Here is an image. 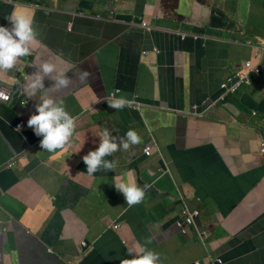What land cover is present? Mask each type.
<instances>
[{
  "label": "crops",
  "instance_id": "0c3cea01",
  "mask_svg": "<svg viewBox=\"0 0 264 264\" xmlns=\"http://www.w3.org/2000/svg\"><path fill=\"white\" fill-rule=\"evenodd\" d=\"M38 2L0 0V23L23 8L35 12L38 31L26 44L31 54L0 69V82L13 87L0 104V264H121L149 251L157 264H264V74L217 97L240 63L264 64L253 48L264 43L258 9L250 0ZM175 28L203 38L180 39ZM42 61L69 85L55 81L56 71L44 75ZM37 72L43 86L30 95ZM121 97L123 108L108 106ZM44 99L75 117L68 144L54 152L36 147L27 125ZM105 128L118 151L103 160L115 167L90 175L83 157ZM129 130L140 143L131 144ZM116 178L150 185L143 201L130 207ZM186 209L199 210L200 226L181 234L174 222ZM82 240L89 247L81 254Z\"/></svg>",
  "mask_w": 264,
  "mask_h": 264
},
{
  "label": "clouds",
  "instance_id": "9594fccd",
  "mask_svg": "<svg viewBox=\"0 0 264 264\" xmlns=\"http://www.w3.org/2000/svg\"><path fill=\"white\" fill-rule=\"evenodd\" d=\"M5 19H6L5 22L0 23V69L7 70L13 68L16 65L18 58L31 54L26 44L36 39V36L38 35V31L37 29L33 28V25L36 23L34 11L30 12L27 9L14 8L13 11ZM9 25H11V29L8 28ZM141 26H142L141 28L146 30L147 32L153 30V27L149 22H143L141 23ZM191 31L192 30L186 31L181 29H177V30L169 29L170 33L177 35V37L180 39L190 38L194 41H198L203 38V34L190 33ZM258 46H259L258 48H256L257 46L255 47L252 46V47L254 48V52L257 55H259V51L262 53L260 56L261 58L262 55L264 54V43ZM247 61L248 60L240 63L239 69L230 71L227 74V76L224 77L219 83L221 84L222 82H224L228 77L232 76L235 72H240L244 75L248 74L249 84H242L239 87V89L234 93H225L224 90H222L221 85L219 84L218 89L220 95L217 96L218 99L222 100L227 95L230 96L236 94L239 90H241L244 87L252 86V82L256 78H259L262 74H264V64H260V60L257 61V63H254V61L249 60L250 68H254V67L260 68V71L256 74H252L249 72L250 68H247L245 66ZM40 68L44 75L53 73L54 71L58 72V75L54 77L55 81L59 85L64 87H67L69 85L70 79L67 77L64 71L57 69L55 63L51 61H42L40 62ZM16 70L17 72L20 73L19 67H17ZM84 75L87 76L88 73H84ZM34 76H35L34 80H31L27 76L25 77V79H30V83L25 88V91L28 92L30 95L34 94L37 88L43 86L42 85L43 76L41 75V73L37 72L34 74ZM20 78H23V76ZM11 90H13V87H11ZM2 95L3 93H0V96ZM111 95L112 97L114 96L113 93H111ZM20 96H22V91L20 92ZM23 99L26 100L25 98ZM9 102L4 103L0 101V104L1 103L7 104ZM20 104L23 105L24 102L20 101ZM125 105H126V100L123 97H121L120 99L117 100H110L108 106L115 109H121ZM36 111L38 112V114L31 115L27 121L28 127L33 128L37 135V141H35L36 147L38 144H41V148L49 152H54L56 149H63L65 145L68 144L69 138L72 137L74 133L76 127L75 117L70 116L64 110L63 107L55 105L52 99H44L43 103L37 106ZM19 130L20 131L24 130L23 122H22V128L19 129L18 126L16 129V131ZM126 135L128 140L131 142V144L140 143V137L135 131L129 130L126 133ZM123 149L127 151L129 149V143L127 142L123 143ZM116 151H118V145L115 142H113V139H110L109 133L105 128L101 135V143L98 149L89 152L87 155L83 157V160L87 165V173L91 175L95 173L101 166L103 167L104 170H113L115 167L114 162L104 161L103 157H105L106 155H111ZM150 156H151V149H150ZM14 164H15V157L11 158V162L8 164V167L13 166ZM128 176H131V172L128 173ZM149 186L150 185L145 184V187L141 188L131 179L124 180L122 178H116V182H115V187L117 188V190L124 193L125 201L130 207L135 204L141 203L143 201L145 197V189L148 188ZM188 211L190 212L197 211L198 215L193 217L192 223L185 227V232H182L181 228H179L176 225L177 221L183 219L182 212H180L178 219L174 222V225L181 234H186L188 229L191 226H194V224H196L195 223L196 219L199 216V211L197 209L188 210ZM110 228L113 229L112 226H110ZM77 247L79 249V252L82 254L86 249H88L89 245L85 240H82L79 242ZM49 252H51L50 249ZM141 252H143V249H141ZM129 254H131V250L129 251ZM158 259H159V254L149 251L144 254L138 253L137 257L133 259H123L121 260V264H157ZM220 260L221 262H223L222 259ZM66 264H76V260H67Z\"/></svg>",
  "mask_w": 264,
  "mask_h": 264
},
{
  "label": "built area",
  "instance_id": "2783aa9c",
  "mask_svg": "<svg viewBox=\"0 0 264 264\" xmlns=\"http://www.w3.org/2000/svg\"><path fill=\"white\" fill-rule=\"evenodd\" d=\"M149 29V28H147ZM245 66L247 68H250V63L247 62L245 64ZM260 71L259 67H254V68H250L249 72L252 74H256ZM242 84H249V77L248 74H242L240 72H235L232 76L228 77L224 82H222L221 88L222 90H224L225 93H234L236 92L239 87ZM11 87L9 85H6L4 83L0 82V93H3L2 96H0V101L1 102H9L11 99ZM7 97V98H5ZM19 126V129L22 128V122L17 123L16 127ZM260 151L264 152V140H261L260 142ZM143 155H145L146 157L150 156V149L149 148H145L142 151ZM198 212L197 211H193L190 212L187 209L182 211V220H179L176 222V225L181 228L182 232H185V227L190 225L193 221V217L197 216ZM219 263H222L220 259H218Z\"/></svg>",
  "mask_w": 264,
  "mask_h": 264
},
{
  "label": "water",
  "instance_id": "95a60500",
  "mask_svg": "<svg viewBox=\"0 0 264 264\" xmlns=\"http://www.w3.org/2000/svg\"><path fill=\"white\" fill-rule=\"evenodd\" d=\"M22 1H24V2H27V3H30L31 1H34V3L37 5V7H40V3L38 2L39 0H22ZM211 14H215V17H216V21L218 20V18L219 19H225V18H221V17H219V14H218V12H211ZM221 16V15H220ZM226 20V22H227V24H226V29L227 28H229V27H231V22H230V20H228V19H225ZM151 24V23H150ZM195 27V26H194ZM193 27V28H194ZM172 28V27H171ZM193 28H191L192 30H193ZM176 30L177 29H179V28H175ZM194 31L196 32V31H199V29H194ZM199 32H201V31H199ZM195 223H197V225L198 226H200L199 225V221L196 219V222Z\"/></svg>",
  "mask_w": 264,
  "mask_h": 264
},
{
  "label": "rangeland",
  "instance_id": "374dc122",
  "mask_svg": "<svg viewBox=\"0 0 264 264\" xmlns=\"http://www.w3.org/2000/svg\"><path fill=\"white\" fill-rule=\"evenodd\" d=\"M251 4H252V8H257L258 9V14L260 16H264V10L261 9V7H264V0H250ZM254 22H255V18H254ZM254 30V33H257L256 28L253 26L252 28Z\"/></svg>",
  "mask_w": 264,
  "mask_h": 264
},
{
  "label": "trees",
  "instance_id": "16d2710c",
  "mask_svg": "<svg viewBox=\"0 0 264 264\" xmlns=\"http://www.w3.org/2000/svg\"><path fill=\"white\" fill-rule=\"evenodd\" d=\"M205 118V117H204ZM212 119V118H211ZM203 121L205 122H210V123H214V124H218L219 122H215V121H212V120H215V119H212V120H207V119H202ZM198 210V209H197ZM199 211V210H198Z\"/></svg>",
  "mask_w": 264,
  "mask_h": 264
}]
</instances>
